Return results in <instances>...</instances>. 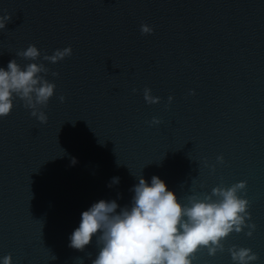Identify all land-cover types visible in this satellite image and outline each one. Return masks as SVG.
Segmentation results:
<instances>
[{
	"label": "water",
	"instance_id": "water-1",
	"mask_svg": "<svg viewBox=\"0 0 264 264\" xmlns=\"http://www.w3.org/2000/svg\"><path fill=\"white\" fill-rule=\"evenodd\" d=\"M5 14L0 67L43 63L55 90L46 123L19 98L0 118V264H92L95 237L69 247L81 213L100 199L130 205L153 175L182 205L246 181L237 195L252 235L233 231L193 264H234L233 245L264 264V0H0ZM30 44L37 61L16 55ZM69 46L55 64L42 59Z\"/></svg>",
	"mask_w": 264,
	"mask_h": 264
},
{
	"label": "clouds",
	"instance_id": "clouds-1",
	"mask_svg": "<svg viewBox=\"0 0 264 264\" xmlns=\"http://www.w3.org/2000/svg\"><path fill=\"white\" fill-rule=\"evenodd\" d=\"M10 19L8 14L0 16V30L5 29ZM140 31L151 34L153 29L141 24ZM71 54L69 46L42 59L55 64ZM16 55L37 61L41 52L30 44ZM47 73L43 63H28L21 68L15 59L9 61L7 69L0 67V118L10 114L13 100L19 98L25 108L31 109V116L41 124L46 123L47 116L40 109L47 106L55 90V84L45 79ZM57 75L52 73L53 77ZM150 92L144 89L145 102L158 103L159 97ZM64 99L62 95L59 97L60 102ZM168 101H172L171 96ZM159 123L156 118L151 121ZM217 161L222 163L223 158L218 156ZM75 162L73 159L72 163ZM118 183L119 177H113L108 186ZM245 187L246 181L214 187L202 197H187V204L182 205L159 177L153 175L149 183L140 176L130 189L133 192L130 205L121 207L116 200L100 199L83 211L79 226L69 237V247L83 251L95 237L99 250L92 264H193L200 248H206L209 256L224 251L222 241L233 231L240 233L247 227L250 230L245 234L252 235L255 225L246 224V219H250L246 211L249 202L237 195ZM228 252L234 264H250L258 259L248 248L233 245ZM2 264H11V256H4Z\"/></svg>",
	"mask_w": 264,
	"mask_h": 264
}]
</instances>
